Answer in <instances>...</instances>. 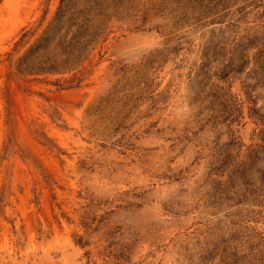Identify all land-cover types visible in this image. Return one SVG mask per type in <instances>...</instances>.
<instances>
[{
	"label": "rangeland",
	"instance_id": "374dc122",
	"mask_svg": "<svg viewBox=\"0 0 264 264\" xmlns=\"http://www.w3.org/2000/svg\"><path fill=\"white\" fill-rule=\"evenodd\" d=\"M0 0V264H264V0Z\"/></svg>",
	"mask_w": 264,
	"mask_h": 264
},
{
	"label": "trees",
	"instance_id": "16d2710c",
	"mask_svg": "<svg viewBox=\"0 0 264 264\" xmlns=\"http://www.w3.org/2000/svg\"><path fill=\"white\" fill-rule=\"evenodd\" d=\"M65 0H62V2H64ZM92 6L90 5L88 8H85L86 10L82 11L81 15H77V17H79V19L81 20V23H87L89 22V12H95L97 9H96V5L98 6V4L95 3V1L93 2L92 0Z\"/></svg>",
	"mask_w": 264,
	"mask_h": 264
}]
</instances>
